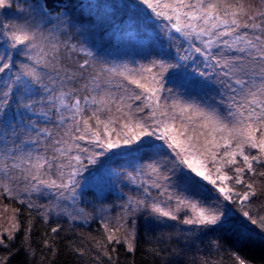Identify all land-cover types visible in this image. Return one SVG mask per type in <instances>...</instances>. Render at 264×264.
<instances>
[{"label":"snow or ice","instance_id":"snow-or-ice-1","mask_svg":"<svg viewBox=\"0 0 264 264\" xmlns=\"http://www.w3.org/2000/svg\"><path fill=\"white\" fill-rule=\"evenodd\" d=\"M25 3L27 9L17 6L16 23L0 21V221L7 214V226L0 222V245L7 246L21 230V208L12 203L27 211L28 248L34 217L45 224L55 217L53 236L61 231V217L88 223L90 214L78 206L82 193L94 182L110 188L121 173L110 163L87 182L84 173L101 158L123 159L122 167L150 179L137 184L143 195L129 196L115 216L107 208L97 213L104 238L95 243L110 261V244L135 252L137 217L144 214L156 224L187 226H177L169 239L211 234L212 248L227 244L232 264H257L244 250L264 245V215L254 217L251 211L258 195L254 178L264 177V10L252 11L244 0L122 4L136 20L166 22L170 44L177 39L187 44L177 45L175 53L161 44L146 63L130 66L109 61L100 46L72 43L71 16L53 14L49 0ZM6 7H13V0H0V9ZM73 56L83 57L80 71L69 72L61 62ZM38 67L56 73L48 79L59 91L41 83ZM36 85L48 95L39 99ZM37 104L48 107L37 111ZM31 116L52 127H37ZM44 141V150H38ZM133 172L125 175L135 184ZM207 185L219 195L212 196ZM97 195L102 198L103 189ZM224 202L239 204L242 218ZM44 246L52 247L51 241ZM180 255L173 248L162 264Z\"/></svg>","mask_w":264,"mask_h":264},{"label":"trees","instance_id":"trees-1","mask_svg":"<svg viewBox=\"0 0 264 264\" xmlns=\"http://www.w3.org/2000/svg\"><path fill=\"white\" fill-rule=\"evenodd\" d=\"M132 0H49V8L56 14L57 11H67L71 16L69 24V33L71 34V42L74 44H85L89 47L94 45L100 46V51L109 61L114 63H129L130 66L136 61L147 62L149 53H155L159 45L171 47L173 53L177 45L187 47V44L182 39H177L169 42L168 37L164 32V24L166 22L153 18L145 23L142 20H136L132 14L120 7V5L129 3ZM31 2V0H29ZM236 0H229V3H235ZM245 6L250 7V10H264V2L262 0H244ZM83 4V7H81ZM17 6L27 9L25 0H13V7L0 9V21L5 23H16L21 18V14L17 12ZM26 15V13H25ZM132 20V23L129 21ZM75 24V27L72 24ZM76 28H80L77 31ZM177 35V34H173ZM63 38V35H62ZM95 50V48H94ZM71 59L64 58L61 62L69 71H80L78 61H82V56H73ZM17 62H24L23 58H18ZM44 75L42 84L48 85L49 88L55 87L60 90V85L54 81H50L48 76L55 77L56 73L49 69L37 68ZM15 71V70H14ZM46 74V75H45ZM63 74V73H62ZM11 75V74H10ZM83 81H81L82 83ZM73 87H79V84H73ZM38 89V98L42 99L48 95L47 91L40 90V85H36ZM67 91V88L64 89ZM183 92V89H179ZM13 100L12 104L15 105ZM41 107L45 109L47 104H37L36 110ZM19 119V118H17ZM31 119L36 120L37 127L45 126L47 122L38 116H31ZM25 124L28 123L25 118ZM52 127L51 124H47ZM21 131L20 128L17 129ZM22 135L26 136L24 132ZM162 143V142H157ZM43 145H37V149L44 150ZM51 150H49L50 153ZM170 151V150H168ZM111 164V167L121 172V175L116 178L118 183L117 193L112 191L103 192V197L100 198L98 191L92 188H87L82 194L79 206L85 209L86 213L90 214L91 219L88 223H83L80 220L75 222L69 221L66 217L60 218L61 231L53 236L50 229L55 226V217L47 224L39 217L33 218L32 231L30 234V245L28 248L25 244L24 228L28 221L27 211L24 206L12 203V207H20L21 212L18 219L21 222V230L16 234L13 241H8L7 246L0 245V261L2 264H162L165 257L170 256L173 248L181 250V255L178 258H170L167 264H201L202 258L207 259L208 264H232L228 255L229 248L227 244L222 249L212 248L210 241L211 234H200L185 238L183 235H172L168 238V233H175V228L178 226L182 230L187 226L182 224L177 225L176 222H167L166 224H156L147 218L144 214L137 217L138 234L136 241V250L134 253L126 251L124 244L108 245L109 252L112 256L110 261L107 256L97 247L95 241L104 238V233L100 227V217L97 213L102 208L110 210V214H115L120 211L122 205L129 196L137 197L143 195V187H137L142 181L150 178L143 174L133 172V168L122 167L125 164L123 159L108 161L106 158H101L98 165L92 166L96 173L101 166ZM129 169L133 175H137V183H129L125 175ZM54 175V174H53ZM257 181L258 195L252 200L251 211L254 217L264 215V177H255ZM207 184V182H204ZM147 186V185H144ZM243 190L242 186H236ZM124 190H127L124 192ZM207 190L212 196H218L211 185H207ZM153 196H158L157 189H150ZM43 202H47L45 198H41ZM222 200V198H221ZM7 199H4V204H9ZM229 208L240 217L241 206L224 202ZM183 218L184 213H180ZM7 218V214L4 216ZM7 226V220L0 221ZM257 233L260 229L256 228ZM51 241L52 247H45V240ZM115 247L116 251L112 252ZM157 249L161 255L157 256L152 249ZM75 249H80L84 255H80ZM245 253L249 259H252L259 264L261 258H264V245H256L254 248H245Z\"/></svg>","mask_w":264,"mask_h":264},{"label":"rangeland","instance_id":"rangeland-1","mask_svg":"<svg viewBox=\"0 0 264 264\" xmlns=\"http://www.w3.org/2000/svg\"><path fill=\"white\" fill-rule=\"evenodd\" d=\"M133 2V0L130 2V3H132ZM137 6H139V5H137ZM73 60L71 59V60H69V62H72ZM128 170V172H131L129 169H127ZM95 171L93 170V167L92 166H90V168H89V171L88 172H85L84 173V178H85V181L87 182V179L94 173ZM119 173H121V172H119ZM90 188H92L93 190H95V191H98V192H100L101 191V189H103V192H105V191H112V192H115V193H117V189H119L118 188V183H116V182H114V184L109 188V186L105 183V182H94V184H93V186L92 187H90ZM125 191H127V190H124V192ZM83 195V194H82ZM82 195H81V197H80V199H79V204H80V200L82 199ZM79 206V205H78ZM79 207H81V206H79ZM82 208V207H81ZM86 212V211H85ZM4 220H7V218L6 217H3V220L2 221H4Z\"/></svg>","mask_w":264,"mask_h":264}]
</instances>
